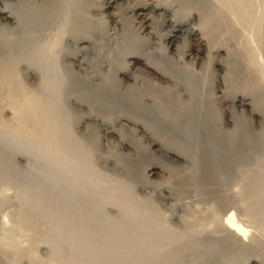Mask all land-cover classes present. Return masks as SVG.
<instances>
[{
  "label": "bare ground",
  "instance_id": "obj_1",
  "mask_svg": "<svg viewBox=\"0 0 264 264\" xmlns=\"http://www.w3.org/2000/svg\"><path fill=\"white\" fill-rule=\"evenodd\" d=\"M191 1L0 0L2 131L24 136L53 156L87 154L97 139L113 142L114 149L125 151L124 156H137L143 141L146 155L157 152L166 162L144 165L136 174L140 187L154 188L171 207L172 216L181 219L177 200L181 193L201 186L220 187L227 162L238 156L243 168L245 157L254 155L264 141V0H204L208 11L219 15L203 28L185 26L188 19L198 17ZM204 62L213 67L212 95L217 93L212 100L223 105L221 117L227 128L208 125V116L198 108L200 88L193 67L202 70ZM176 86L183 93H176ZM63 97L76 113L71 123L85 130L82 141L68 144L69 140L57 136L59 123L66 120V113L60 116L57 111ZM154 103L171 114L168 127L177 140L162 141L133 117L148 113ZM210 111L212 119L218 120L215 110ZM255 124L262 132L254 130ZM193 148L202 159L201 175L195 179L179 162ZM120 152L118 156L123 155ZM182 167L189 172L183 173ZM243 182V192L250 191L252 181ZM247 214L245 218L227 202L216 222L212 220L224 234L220 241L239 245L250 240L264 247L250 229L252 214ZM73 227L62 233L66 239L77 232H72ZM123 237L97 241L87 234L82 240L97 245L98 252L117 253L125 247ZM12 247L11 240L0 241V264H17ZM7 254L8 263L1 259ZM54 257L60 264H84L76 255L64 260L57 253ZM241 264H253V259L247 257Z\"/></svg>",
  "mask_w": 264,
  "mask_h": 264
},
{
  "label": "rangeland",
  "instance_id": "obj_2",
  "mask_svg": "<svg viewBox=\"0 0 264 264\" xmlns=\"http://www.w3.org/2000/svg\"><path fill=\"white\" fill-rule=\"evenodd\" d=\"M190 4L198 10V17L195 21L188 19L186 27L203 28L216 22L218 11L215 10L217 15L209 12L204 0H192ZM203 66L202 70L193 67L196 70V84L200 88L197 94L198 108L202 110L203 116H208V125L224 128L226 126L221 117L223 105L212 100V96L217 93L215 91L212 95L213 67H207V64ZM180 89L176 86V93H183V89ZM63 99L59 101L61 105L58 104L57 111L60 116L66 113V120L65 123H59L62 128L58 125L57 136L59 133V139L69 140L68 144L74 143L76 139L82 141L86 138L85 130L71 123L76 113L69 102ZM60 108L62 110L59 112ZM152 108H149L148 113L132 115L142 124L145 123L148 130L162 141L177 140L168 127L169 122H172L171 114L159 103H154ZM210 109L215 110L218 120L212 119L213 112L209 113ZM254 126L255 131L262 132L260 125ZM0 131V241H12V252L18 254L17 264H60L54 257L56 253L63 260L76 255L84 264H241L247 257L253 259V264H264L262 245L250 240L239 245L225 244L220 241L223 232L215 225V218H219L224 205L232 203L245 218L247 213H257L247 218L251 220L250 229L256 240L264 242V141L254 149V155L245 157L243 168L238 156L227 162V165L231 164L230 167L226 165L225 181L220 187L201 186L184 192V195L181 193L177 200L182 217L177 219L172 216L171 207L161 201L154 188L140 187L136 174L144 165L150 161L166 162L163 157H157L156 151L152 154L154 156L146 155L143 141L137 156H124L125 151L119 148L121 153L117 148L123 154L118 156L113 142L98 139L87 154L66 152L60 154L62 156H53L28 142L24 136L6 134L2 129ZM36 148L41 152L35 151ZM196 150L193 148L188 156L179 161L191 171L182 167L185 169L183 173L189 172L187 175L193 179L199 178L202 170V159L197 156ZM65 155H70V158ZM243 174L244 179L241 180ZM246 180L252 181L251 192H243V181ZM72 224L75 227L70 226ZM69 227L74 228L72 232H77L74 231V238L66 239L63 232H68ZM87 234L97 241L103 237L122 239L124 235L126 248L117 253L114 250L109 253L102 250L98 252L97 245L88 244V248L87 242L82 240ZM9 257L7 254L1 259L8 263Z\"/></svg>",
  "mask_w": 264,
  "mask_h": 264
}]
</instances>
